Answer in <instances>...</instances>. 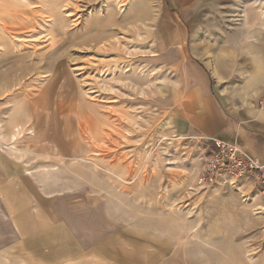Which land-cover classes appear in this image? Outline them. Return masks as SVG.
I'll list each match as a JSON object with an SVG mask.
<instances>
[{"label": "rangeland", "instance_id": "rangeland-1", "mask_svg": "<svg viewBox=\"0 0 264 264\" xmlns=\"http://www.w3.org/2000/svg\"><path fill=\"white\" fill-rule=\"evenodd\" d=\"M258 2L0 0V264H264V183L200 188L182 123L261 109Z\"/></svg>", "mask_w": 264, "mask_h": 264}, {"label": "built area", "instance_id": "built-area-1", "mask_svg": "<svg viewBox=\"0 0 264 264\" xmlns=\"http://www.w3.org/2000/svg\"><path fill=\"white\" fill-rule=\"evenodd\" d=\"M258 105L264 109V97ZM207 141L194 182L200 188L231 185L244 177L264 183V162L236 143L215 138H207Z\"/></svg>", "mask_w": 264, "mask_h": 264}, {"label": "crops", "instance_id": "crops-1", "mask_svg": "<svg viewBox=\"0 0 264 264\" xmlns=\"http://www.w3.org/2000/svg\"><path fill=\"white\" fill-rule=\"evenodd\" d=\"M193 97L194 94L191 100ZM204 97L205 95L202 104L195 109V113L190 114L189 118L182 119V123L191 122L189 126L191 133L205 134L204 136L208 138L236 143L260 162H264V112L261 109L246 108L241 120L236 118L230 124L220 126L214 116L216 112L212 114ZM215 109L217 110L216 106Z\"/></svg>", "mask_w": 264, "mask_h": 264}, {"label": "bare ground", "instance_id": "bare-ground-1", "mask_svg": "<svg viewBox=\"0 0 264 264\" xmlns=\"http://www.w3.org/2000/svg\"><path fill=\"white\" fill-rule=\"evenodd\" d=\"M93 1V0H92ZM258 5V10H259V17L262 19V20H264V2H258L257 3ZM122 7V5H120L119 7H118V9H120ZM17 130V129H16ZM15 130V131H16ZM18 132H20V131H17V133ZM14 135H15V133H14ZM32 135V134H31ZM11 138H12V136H11ZM13 139V138H12ZM15 139V138H14Z\"/></svg>", "mask_w": 264, "mask_h": 264}]
</instances>
